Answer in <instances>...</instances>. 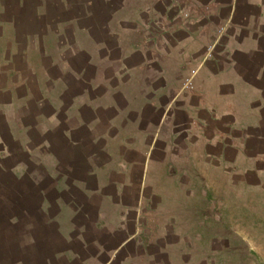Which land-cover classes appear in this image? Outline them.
Segmentation results:
<instances>
[{"label":"crops","instance_id":"crops-1","mask_svg":"<svg viewBox=\"0 0 264 264\" xmlns=\"http://www.w3.org/2000/svg\"><path fill=\"white\" fill-rule=\"evenodd\" d=\"M239 187L264 189V0H0V264H236Z\"/></svg>","mask_w":264,"mask_h":264},{"label":"rangeland","instance_id":"rangeland-1","mask_svg":"<svg viewBox=\"0 0 264 264\" xmlns=\"http://www.w3.org/2000/svg\"><path fill=\"white\" fill-rule=\"evenodd\" d=\"M153 25L149 24V31ZM235 196L236 200L224 196L221 200L223 222L219 245L222 250L228 247L231 250L230 254L222 253L221 259L236 264H264V189L239 187ZM205 211L208 212L207 206Z\"/></svg>","mask_w":264,"mask_h":264}]
</instances>
